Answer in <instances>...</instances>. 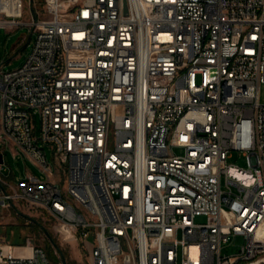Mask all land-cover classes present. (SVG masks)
<instances>
[{
    "label": "built area",
    "instance_id": "obj_1",
    "mask_svg": "<svg viewBox=\"0 0 264 264\" xmlns=\"http://www.w3.org/2000/svg\"><path fill=\"white\" fill-rule=\"evenodd\" d=\"M24 7L0 0V27L35 36L0 66V143L47 178L13 185L0 164V210L40 209L86 264H264V0H44L29 23ZM30 244L0 243V264H55Z\"/></svg>",
    "mask_w": 264,
    "mask_h": 264
},
{
    "label": "rangeland",
    "instance_id": "obj_2",
    "mask_svg": "<svg viewBox=\"0 0 264 264\" xmlns=\"http://www.w3.org/2000/svg\"><path fill=\"white\" fill-rule=\"evenodd\" d=\"M24 17L22 22L29 23L33 18L44 19V0H23ZM33 16V18H32ZM35 36L26 25L14 29L0 27V66L4 71L14 70L20 67L30 54ZM260 103L264 104V84L260 89ZM1 114V103H0ZM35 133L41 135V116L38 110L32 112ZM46 153L48 163L53 169L52 179L62 185L68 165H59L53 156L49 146L40 143ZM0 151L4 156V171L2 176L17 185L27 175L33 173L40 179L47 177L40 169L22 153L5 147L0 143ZM181 153L180 149L175 150ZM229 164L244 170H249L247 158L239 152H233ZM223 189L226 190L225 184ZM235 190V188H233ZM197 223H205V217H199ZM0 241L10 244H24L31 242L30 246L42 247L55 264H86L88 261L87 251L81 247V243L74 237L60 235L55 229L54 221L43 211L35 207L19 204L18 208L5 211L0 210ZM95 243V237L88 238V246ZM234 243V244H233ZM228 247H224L223 253L233 255L238 253L243 243L238 238ZM57 245L59 250L55 247Z\"/></svg>",
    "mask_w": 264,
    "mask_h": 264
},
{
    "label": "crops",
    "instance_id": "obj_3",
    "mask_svg": "<svg viewBox=\"0 0 264 264\" xmlns=\"http://www.w3.org/2000/svg\"><path fill=\"white\" fill-rule=\"evenodd\" d=\"M74 240H76L75 238H74ZM0 243L1 244H9V245H12V246H14V247H16L17 248V252H22L23 251V249L21 248L24 244H18V245H16V244H10V243H7V242H5V241H0Z\"/></svg>",
    "mask_w": 264,
    "mask_h": 264
},
{
    "label": "water",
    "instance_id": "obj_4",
    "mask_svg": "<svg viewBox=\"0 0 264 264\" xmlns=\"http://www.w3.org/2000/svg\"><path fill=\"white\" fill-rule=\"evenodd\" d=\"M0 164H4V156L1 151H0ZM55 247L59 250V247L57 245H55Z\"/></svg>",
    "mask_w": 264,
    "mask_h": 264
},
{
    "label": "bare ground",
    "instance_id": "obj_5",
    "mask_svg": "<svg viewBox=\"0 0 264 264\" xmlns=\"http://www.w3.org/2000/svg\"><path fill=\"white\" fill-rule=\"evenodd\" d=\"M8 5H9V4H6L4 7H5L7 10L10 11L9 7H7ZM11 11H12V12H15L14 9H11ZM29 251H30V249H29Z\"/></svg>",
    "mask_w": 264,
    "mask_h": 264
}]
</instances>
